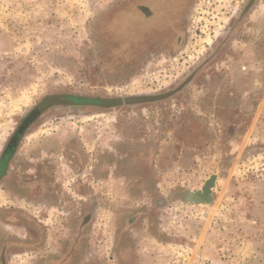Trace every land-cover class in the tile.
Instances as JSON below:
<instances>
[{
  "label": "rangeland",
  "instance_id": "1",
  "mask_svg": "<svg viewBox=\"0 0 264 264\" xmlns=\"http://www.w3.org/2000/svg\"><path fill=\"white\" fill-rule=\"evenodd\" d=\"M129 2L0 0V146L47 91L145 98L142 112L133 105L113 112L128 114L129 133L143 123L156 140L149 147L172 146L161 169L152 168L151 150L136 148L117 172L112 168L107 185H92L104 199L86 228L96 264H117L115 252L121 264H264V0H188L183 47L169 57L154 51L135 71V63L122 60L147 52L148 45L140 47L147 31L166 26L168 35L176 0H139L149 18L134 4L121 10ZM114 11L120 12L113 23ZM110 22L121 73L105 47L110 32L102 26ZM119 83L127 88L117 93L111 87ZM92 112L82 107L79 122L67 120L64 129L94 130L84 117ZM99 121L109 136L98 145L114 147L121 138L116 128L110 119ZM173 125L176 139L168 134ZM202 141L203 153L190 150ZM212 174L218 178L212 204L187 203L183 194Z\"/></svg>",
  "mask_w": 264,
  "mask_h": 264
},
{
  "label": "flooded vegetation",
  "instance_id": "2",
  "mask_svg": "<svg viewBox=\"0 0 264 264\" xmlns=\"http://www.w3.org/2000/svg\"><path fill=\"white\" fill-rule=\"evenodd\" d=\"M138 1L127 3L121 10H128L127 7L134 4L146 12L147 18L151 17L150 8L139 5ZM187 2L188 0H176L174 4L176 7H172L169 18L172 20L167 24L166 37L164 32L166 26L161 30L159 28L155 31H147L140 37V47L143 49L148 45L147 52L142 54L134 52L128 62L122 61L127 65L135 63L134 67L137 66L135 71L154 51L159 52V55L162 53L168 57L171 56L178 46H182L181 43L184 40L186 42V36L180 39L179 33L184 31L181 18ZM120 11L109 14L113 17H111L113 23L115 15ZM112 22L107 24L109 27L105 24L102 26L103 31L106 29L110 32L105 47L112 57L110 62L117 65L115 69L121 73L123 70L117 64V57L111 53L117 38ZM131 73H125L123 76ZM111 88L119 93L127 88V85L119 83ZM146 101L148 100L145 98L113 99L99 95L81 97L65 91H47L38 95L34 102L27 106L3 145L0 146V264H19L20 262L96 264L94 257L88 252L92 245L89 246L87 238L90 237V230L87 231L86 228L89 220L93 219L94 211L104 199L101 192L93 191L92 185H107L109 178L113 175L112 168L114 167L117 172L119 164L126 163L130 157L129 151L136 148L142 152L151 150L148 159L154 163L152 168L161 169L163 155L167 154L172 146L149 147L148 143L155 144L156 140L149 135L148 130H141L144 127L143 123L139 124L140 129L129 133L124 122L128 114L125 116L123 112L117 114L113 112L116 109L125 111L130 105L139 106L138 109L142 112L146 109L143 106L148 103ZM158 101V99H151L150 103ZM86 106L94 110L90 115L84 116L93 123L94 130H80L74 124L75 129L66 131L64 129L66 121L71 119L75 122L76 119V122H79L80 110ZM98 119H110V126L116 128L110 131L121 138L120 141H113L117 143L114 147L98 145L102 144V137L109 136L108 131L101 129V122ZM170 120L177 122V120ZM189 124L190 122L185 126ZM155 126L159 127L160 123L155 122ZM179 127H182L181 124ZM176 130L177 126L173 125L168 132L174 139L177 137ZM196 132L195 130L193 138L197 137L198 132ZM156 133H158L157 130ZM196 145H200V148L191 147L190 150L203 153V149L208 144L207 141H202ZM107 148L112 149L113 152L108 153ZM211 176L216 175H210L202 186ZM217 179L216 176V181ZM216 181L212 188L211 203L199 205L212 204ZM67 186H70V190ZM76 201L83 203H75ZM70 202H72L71 206L66 205ZM80 206L83 208L81 209ZM123 252V256L124 254L125 257L130 256V249L126 245L123 246ZM115 253L117 264H121L122 253L121 256L119 252Z\"/></svg>",
  "mask_w": 264,
  "mask_h": 264
},
{
  "label": "water",
  "instance_id": "3",
  "mask_svg": "<svg viewBox=\"0 0 264 264\" xmlns=\"http://www.w3.org/2000/svg\"><path fill=\"white\" fill-rule=\"evenodd\" d=\"M216 181V176H211L201 187L200 190L192 193L190 191L185 192L184 195V200L193 205H199V204H210L212 201L211 193H212V188L215 185Z\"/></svg>",
  "mask_w": 264,
  "mask_h": 264
}]
</instances>
